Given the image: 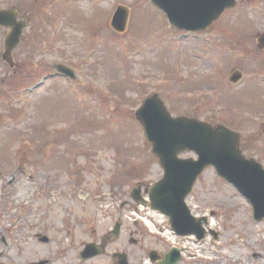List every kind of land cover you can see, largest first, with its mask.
<instances>
[{"label":"rangeland","instance_id":"obj_1","mask_svg":"<svg viewBox=\"0 0 264 264\" xmlns=\"http://www.w3.org/2000/svg\"><path fill=\"white\" fill-rule=\"evenodd\" d=\"M118 7L128 11L122 32L111 25ZM0 10L26 25L14 67L1 59L0 28V264H116L114 253L150 264V250L170 249L177 264H264V220L214 168L186 197L191 216L206 218L202 240L174 235L130 195L164 173L133 116L153 95L172 118L229 129L264 169V0H235L196 35L149 0H0ZM118 222L104 256L81 260Z\"/></svg>","mask_w":264,"mask_h":264},{"label":"water","instance_id":"obj_2","mask_svg":"<svg viewBox=\"0 0 264 264\" xmlns=\"http://www.w3.org/2000/svg\"><path fill=\"white\" fill-rule=\"evenodd\" d=\"M163 12L170 25L186 32H202L216 21L225 9L235 5V0H150ZM128 11L118 7L113 15L112 27L122 32L126 27ZM0 27L10 29L4 39V51L1 59L9 67H14L12 52L17 48L25 25L16 22L15 10H0ZM258 47L264 49V34L259 35ZM58 73L67 78L75 76L69 69L58 66ZM240 78L234 73L230 81ZM140 122L144 135L152 145V153L157 157L164 173L162 178L147 191L144 200L138 186L131 190L133 200L164 215L170 229L178 236L193 235L202 240L206 218L191 216L185 204L186 197L192 192L193 185L200 174L213 167L216 174L232 185L251 205L254 221L264 220V169L256 161L245 159L238 150V136L223 126L212 128L197 120L178 117L172 118L164 103L153 95L143 101L134 112ZM193 152L196 159H180L179 153ZM118 234L116 226L114 235ZM96 246L89 244L81 252L82 259L91 258L101 251L94 252ZM118 264H128L126 255H116ZM151 262L157 264H177L180 254L172 249L164 260L155 251L148 253ZM43 264V262L38 263Z\"/></svg>","mask_w":264,"mask_h":264},{"label":"flooded vegetation","instance_id":"obj_3","mask_svg":"<svg viewBox=\"0 0 264 264\" xmlns=\"http://www.w3.org/2000/svg\"><path fill=\"white\" fill-rule=\"evenodd\" d=\"M16 13H17V11H16ZM18 14V13H17ZM29 14V13H28ZM29 16H31L30 14H29ZM20 19V18H19ZM24 22V21H23ZM27 22H28V20H27ZM116 225H119V227H118V233H120V230H121V223L120 222H118V224L117 223H115ZM116 225L114 226V228L116 227ZM114 228H113V230H114ZM110 232V231H109ZM107 233V235H105V236H103L102 238H101V241H100V245H98L97 246V244H99V243H97V242H93V241H91V242H93V243H96L95 244V248H94V252H98L99 251V249H100V247L102 246V245H104L105 246V251H106V248H107V246L112 242V234H110V233ZM116 237V236H115ZM133 244H135L136 243V241H134L133 239H131L130 240ZM105 251H103V253L102 254H105ZM157 252V251H156ZM80 253V252H79ZM168 252H165L163 255H161V254H159V253H157L158 255H159V257H160V261H162V260H164V256L167 254ZM98 255L97 257H102V256H104V255ZM118 253H114L113 254V259H115V261H116V264H118V259H117V257H116V255H117ZM148 254V253H147ZM96 257V256H95ZM90 259H94L93 257L92 258H90ZM90 259H87V260H90ZM126 259H127V262H128V258H127V255H126ZM149 262H150V264H154V263H152L150 260H149ZM156 263L155 264H157V260L155 261ZM44 264V263H43ZM129 264V263H128Z\"/></svg>","mask_w":264,"mask_h":264},{"label":"bare ground","instance_id":"obj_4","mask_svg":"<svg viewBox=\"0 0 264 264\" xmlns=\"http://www.w3.org/2000/svg\"><path fill=\"white\" fill-rule=\"evenodd\" d=\"M146 221V223L148 224V225H150V223L147 221V220H145Z\"/></svg>","mask_w":264,"mask_h":264}]
</instances>
